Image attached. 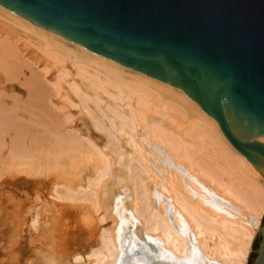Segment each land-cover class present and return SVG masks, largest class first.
Listing matches in <instances>:
<instances>
[{"label":"bare ground","instance_id":"6f19581e","mask_svg":"<svg viewBox=\"0 0 264 264\" xmlns=\"http://www.w3.org/2000/svg\"><path fill=\"white\" fill-rule=\"evenodd\" d=\"M14 26L21 31H24V33H32V36L34 35L36 37L35 40L39 41H37L38 46L42 47L45 51L44 53L47 54L45 56L52 57L54 62L57 61V64H59V62L61 61H64L65 59L68 62V59H70L72 65H75L77 67L82 76L90 81L86 82L87 80H84L86 83H91V86L96 89H102V93H105L104 91L109 90V88L106 90L107 86L113 87L116 90L115 92H118L115 98L111 96H115V94H112L110 92L106 93V97L109 96L110 98L112 97V99L116 100L117 97H121L122 92L125 89L129 91V99H131V96L135 94L136 106L135 108H133L132 104L129 103V118H126L124 117L125 115H122L125 114V112L123 113L122 110V114L118 112L119 109L118 111L117 109L114 111L111 110L116 120H118L117 117L122 120V126H124L127 119L131 123H135L134 126L135 131H137V139H135L134 141V149H136L137 154L133 153L135 155L134 160H136L133 161V164L135 162V170L132 169V171H135V187H133L132 185L134 184H131V181L128 179V176L130 174L127 176L125 171L126 169L124 170V168L121 166L122 161L120 164L118 160H116V157L114 160L110 159L109 156L107 157V154L109 152L105 154L104 147L102 151L100 149L101 147L99 148L92 142L93 139L91 141L88 137L81 136V134H79L80 132L66 130L67 128H65L64 124L57 125V122L60 121L58 117L57 119L59 121L57 120L54 125L56 127L52 128L51 126V128L48 127L49 129L43 125V121L41 119H36L35 115H37V113L40 114V110L39 107L37 109L38 104L33 102L35 98L31 101L32 95L38 94L39 92L43 93L46 91V89L47 91H49V89L53 88L54 90H51L52 92L50 91V93H48H52V96H54L53 94H57V96H59L58 94L60 92L57 93L59 87L58 82H54L49 88H47V86L45 87L44 84L50 86V82L45 81V78L43 79L45 82L41 80V75L44 76L49 71H45L46 74L43 72V75V73H41L43 68L39 69L41 74L37 73V76L32 77L31 75H35V70L37 69L34 68V73L32 72L33 74H30L31 72H28L29 70L31 71L30 65V67H26L29 63V59L27 60L23 58L24 60L28 61V63L26 62L27 65L25 63V68H29V70L27 69V73L29 74L31 79H28L29 77L27 76L25 77L24 72L21 73L18 68L15 69L16 71H18H15L16 73H14V70L11 68L12 65L7 64L11 59V56L13 57L14 55H10L11 51L8 50L12 47L14 41L6 39L5 37L7 36L0 37L4 41L6 40L5 42L8 41L7 44H10L11 46L7 49L9 51L8 53L6 50V47L8 46H4L0 40V43H2V47L0 46V50L3 52L2 49L5 48L4 51L6 52H4L3 54H5L4 56L6 57V59L7 55H10V57L8 56L10 59L7 62L5 59L0 58V65L1 62L3 63V61L5 60L3 67L0 68L1 72H3L6 76L4 70H6V73L8 72L9 74L12 71L11 74L13 73L14 75H8L11 78L8 79V76H4L6 79L11 80L9 81L10 83L15 80L16 75L19 76L20 73L23 74L25 80L23 79L20 81L18 77L16 78L17 80H19L20 86H25L30 82L29 84H27V88L28 90L31 88V90H29L28 92L26 91L28 93L25 96L27 99L24 98L26 102L27 100L29 102V104L28 102L26 103V106L28 105L27 107L29 108V105H32L30 104L32 102L34 105H36V110H34H39L38 112H36V114H34L32 113L34 111L31 110V108L29 109L32 111V114H29L30 116L32 115L31 119L35 118V120H37H32L33 122H31V120L27 118V120L30 121L29 123V121H26V119L23 118L24 115L22 117L21 115L15 116L13 114L14 111L5 109L4 115H6V113L9 114L10 112H12L10 113V115L13 114L16 119H13L11 115V117L9 116L11 120L9 119V117L7 118V120H5L4 118H6L8 116L7 115L6 117H3L4 121H6L4 122L2 120V117H0V120H2L0 122V127H2L0 129V132L3 131L4 126L6 128V125L2 126L3 122L5 124H9V121H11L10 123H12L13 125H17V121L19 123L20 121L23 122L24 120L25 123L28 122L26 123L27 126L28 124L31 125L32 123L33 125L38 122L34 126L39 125L41 128L40 130H42L44 133L46 132L47 134L46 136L44 134H41V139L43 140L42 144L39 140H35L34 136H32L35 131L33 130L34 128L32 129L33 126H30V130L33 131H30L29 135L32 136V138H28V140L32 139L30 141L35 144L30 145V143L28 142L30 145V149L32 148L30 150L29 146L26 147V144L18 147V145H20L21 143L16 144L19 143V141H13L14 138H16L17 136L19 137L21 131H27V133L29 132V130H27L26 128V124L23 123L26 129L22 128V123H19L20 127L18 124V128L10 125L8 126L7 124V130L10 127L14 128V130L12 129V133L22 128L21 131L19 130L20 132L18 131L19 135L17 134L18 132H15L13 134L16 135V137L11 136L13 137L11 138L9 136V139H11L10 141L15 142L11 145V147L15 146L13 147V149L9 147V144L11 143H8V148L11 149L10 153L8 150L6 151V153H9L6 154L9 155L10 158L9 164H12L13 167H16L18 164H25L28 166V168L34 169L40 174H53L56 180L60 177H62L61 179H63V177H65L66 179L69 176L78 177V174L81 173V171H84V169L89 164L93 165L96 169L95 171H97L96 175L93 178L89 176L91 179L88 178L89 180H87V184L84 182L87 186L84 189L83 187H81L82 190L80 189V187H78V191H72L71 189L76 186V182L73 183L74 186L73 184L71 185L73 186V188L70 187V189L67 185H63L65 182L62 181L61 182L63 184H60L64 187H60H63L64 190H59L60 187L58 185L55 186L54 191L51 189L54 192L53 198H55V200L60 199V201L62 200V202L66 203H64L63 206L75 207L74 209L77 210H75V212L78 213V218L74 217L77 220H75L73 228L80 230V233L85 235L84 238L86 239L85 244H87V249L85 251L86 254L81 255L72 251L70 253L68 252L67 248H65L64 252L62 250V253L66 257V260H62V262H58L56 260L55 262L54 259H51L50 264H243L250 241L259 223L264 208V177L261 174L252 173L250 171V164L248 163V161L245 158L241 157L235 151L233 146L223 135L222 131L216 126L214 119L206 115L200 108H198L194 104L192 99H190L185 93H183L177 86L162 83L156 79L146 77L140 71L132 67H122L116 65L110 59L88 48L82 47L60 35H57L0 4V30L5 31L6 33L9 30H12L14 32H21L20 30L15 29ZM14 32L11 33L15 37L17 35ZM12 35L10 34L9 36L11 37ZM27 39V41L29 42V38ZM21 40L22 39H20V41ZM15 44L17 43L15 42ZM15 44H13L14 47L12 48H15V50H17ZM18 46L21 47V45ZM15 55L12 59L17 58V55ZM1 59L3 61H1ZM19 59L21 58L19 57ZM36 59L39 58L37 57ZM17 61L20 62V60ZM18 62H16L15 64L21 63ZM21 64L24 65L23 62ZM6 66H8V68H6ZM67 67L68 66L66 65V69H64V71H68ZM60 68L61 70L63 69V67ZM9 69L10 71H8ZM89 69H93V72L91 73ZM20 70H22V68ZM101 71L103 72V77L100 76ZM18 72H20L19 75L17 74ZM74 72L75 71L71 72V74ZM39 75L41 78L39 77ZM77 75L79 76L78 72ZM69 87L70 86L68 85V89H73V87ZM111 87L110 90L113 89H111ZM55 90L56 93L53 92ZM76 91L77 89L73 92H75L77 96V93L80 91ZM89 92L90 91H88L87 93ZM49 94L48 97L51 98V95ZM14 95L15 94L11 96ZM27 95L30 97V99ZM79 96L81 98L80 94ZM37 97L38 96L36 95V102L39 101V98ZM86 97L87 96H85V98ZM40 98V101L45 98V101L43 100L41 101V103L39 101V104H41V106H43L42 102L44 105L46 104L45 107L43 106V108L46 109L49 104L48 102H46L47 98H43L41 96ZM68 98L70 99V96H68ZM95 98L97 99V97ZM65 99L67 101L66 97ZM60 101L62 102V100ZM67 102L69 103V101ZM98 102L99 101H97V103ZM100 102L102 103L101 100ZM83 103L85 104V102ZM101 103L98 104L100 105ZM51 104L49 106L50 108L51 106L53 107V105H55L53 103ZM60 104L65 105L64 103ZM78 104L79 103H77V105ZM14 105L16 106L15 108L13 107V109H19L17 107V104ZM55 107L51 108V110L54 111ZM91 108L92 107H90V109ZM125 108L123 109L126 110ZM24 109H22L21 107V112L24 111ZM56 109H58V111L55 110L53 112L49 110L50 113L53 112L52 116H55L57 112H59L60 114V112H62L63 110H60L57 107ZM99 109L101 108L99 107ZM107 109L109 108L107 107ZM49 111L47 112V114L49 113ZM93 111L97 110L94 109ZM25 112H27V110L24 111V114ZM54 113L56 114L53 115ZM107 113L108 112L105 111V117L107 116ZM52 116L50 118H52ZM45 118L49 117L44 116L43 119L47 121ZM19 119L21 120L19 121ZM63 119L65 120V118ZM66 119L68 118L66 117ZM70 119L71 118L69 117L68 120ZM112 119L114 120V118ZM13 121L15 122V124ZM92 122L94 123V121ZM42 125L45 127V129L47 128L48 130L46 129L47 131H44V128L42 129ZM61 127H64L65 129L61 130ZM90 127L93 126L90 124ZM76 128H79V126ZM94 128L96 127L94 126ZM118 129L121 131V126L120 128L118 127L117 130ZM94 130L96 131V129H93L92 132H94ZM99 130L97 132H100ZM112 130L114 129L112 128ZM133 130L132 134L134 132ZM25 133L26 132H21L22 137L25 135L28 136L27 133ZM125 133L126 132H124L123 134ZM114 134H116L115 131ZM18 137L16 139H19L22 144H24L25 142L22 141L23 138L21 137V139ZM37 138L39 139V137ZM110 138L112 139L111 135ZM133 138L134 137H132L131 139L133 140ZM254 138L256 140L264 139V135L260 134L255 136ZM139 139L142 140V143ZM126 141L128 142V140ZM110 142H112L114 145V142L112 140ZM15 144L17 145V148ZM0 145H2L0 146L1 150L2 147L4 148L3 145H6L5 140L0 139ZM106 145H108L107 142ZM118 145L120 148H122V144L120 146L118 142ZM114 146H116V144ZM107 149L110 150L111 148L109 149L108 147L106 148V150ZM117 149L115 151H117ZM130 151L128 150L127 152ZM111 152H113L112 155H115L114 151ZM122 153L123 152H121L120 154L121 156L126 155L125 153ZM129 154L130 155L128 156L130 157L131 153ZM120 158L122 159V157ZM4 159L2 158V160ZM128 161L126 160V163ZM70 172H72V175L69 174ZM141 172H143V174L147 176V180L140 176ZM49 176H45V178ZM80 177H82V175ZM42 178L44 179V177ZM53 178L52 181H55V179ZM40 184L41 182L39 183V186ZM49 194L51 195V191ZM41 203L42 207L40 206L39 209L42 211L41 213L45 215V218L40 220L34 219L33 221H31L34 226H37L39 228V231L41 233H44L45 231V238H50V235L54 230V224L52 223L53 226L52 224L50 225V229L48 228V226L50 222L54 220L48 222L46 219L50 220V212H52L51 210H53L56 205L51 204L50 206H46L45 204H43L44 202L42 200ZM57 206H61V208L63 207L62 205ZM52 214L55 215V213L53 212ZM61 217V213H59L56 218L59 220L61 219ZM107 218L111 220L112 224L111 226L109 225V227H104L102 226V223L106 222ZM66 225L67 222L66 224H64V227H67ZM59 231L60 230H58V232ZM43 235L44 234H42V236ZM123 239L124 242L127 239V242L124 243ZM49 246L54 250L62 249L63 247H65L64 241H62L59 246L56 245V243L50 244Z\"/></svg>","mask_w":264,"mask_h":264},{"label":"water","instance_id":"95a60500","mask_svg":"<svg viewBox=\"0 0 264 264\" xmlns=\"http://www.w3.org/2000/svg\"><path fill=\"white\" fill-rule=\"evenodd\" d=\"M122 67L175 85L264 177V0H0ZM243 264H264V208Z\"/></svg>","mask_w":264,"mask_h":264},{"label":"rangeland","instance_id":"374dc122","mask_svg":"<svg viewBox=\"0 0 264 264\" xmlns=\"http://www.w3.org/2000/svg\"><path fill=\"white\" fill-rule=\"evenodd\" d=\"M14 28L15 29H18L17 27H15L14 26ZM18 30H20V29H18ZM21 31V30H20ZM14 32V31H12V30H9L7 33L10 35H12V33ZM5 31H1L0 30V37H3V36H7V37H5L6 39H8V40H10V41H14V43L13 44H15V42L17 43V44H15L16 45V49L17 50H15V48H12V47H14V45L12 44V47L10 46V44H7L8 43V41L7 42H5L3 39H1L0 38V40H1V42L3 43V45L4 46H8V47H6V50L8 49V48H10V49H8V50H10L11 52H10V55H15L16 57V59L17 60H20V62L22 63H24V65H22L20 62H18L16 59H12L13 57H14V55H13V57L11 56V59L9 58L10 57V55L8 54L7 55V59H6V57L4 56L5 54H3L4 52H6V51H4L5 50V48L4 49H2L3 50V52L0 50V58H2V59H5L6 60V62L9 60V62L7 63L8 65H12V69L14 70V73H16L18 70L19 71H21V73H23L24 72V75H25V77L27 76V77H29L28 79H31L30 78V76H29V74L27 73V71L29 70V68H25V66L27 65V63H28V59H29V63H28V65L26 66V67H30L31 66V71L29 70L28 72L30 73V74H33L34 72V68L35 69H37V70H35L36 72H35V75L33 74V75H31L32 77L34 76H37V73H39V74H41V73H45L46 74V72L47 71H49V72H47V74L46 75H44V73H43V75L44 76H42L41 75V77H40V75H39V77L41 78V80H43L44 78V80L45 81H47V82H50V86H48V85H46V84H44L45 85V87L47 86V88H49V87H51V85L54 83V82H58V85H59V87H58V91H57V93H59L58 95L59 96H57V94H53L54 96H52L51 94H49L50 93V91L51 90H54L53 88L52 89H49V91H47V89H46V93H48L49 95H51V98L50 97H48V94H46L45 92H43V93H38V94H33L32 95V99H31V101L35 98V100L33 101L34 103H37L38 105H37V109H38V107H39V113L41 114H38L37 113V115H35V117H36V119H41L42 121H43V125L45 126V127H49V128H51V126H52V128L53 127H56V126H54L55 125V123L57 122V120L59 121V122H57V125H60V124H64V126H65V128H67L66 130H69V131H77V132H80L79 134H81V136H83V137H88L91 141H92V139H93V143L96 145V146H98L101 150L103 149V147H104V153L105 154H107V152H109L108 154H107V157L109 156V158L110 159H112V160H114L115 159V157H116V160H118V162L121 164V161H122V164H121V166L124 168V170L126 171V174H127V176L129 175L130 176V178H129V176H128V179L131 181V184H134V185H132L133 187H135V162H134V164H133V161H136V160H134L135 158V155L134 154H137L136 153V149H134L135 148V139H137L136 138V132L137 131H135V123L133 122V123H131L128 119L126 120V123L124 124V126H126V127H124V126H122L123 125V122H122V120L121 119H119L118 117H117V119L118 120H116V118H115V116H114V114L111 112V110H116L117 109V111H118V109H119V113L120 114H122L121 112L123 111V113L125 112V114H122V115H125L124 117H126V118H129V116H130V106H129V103H131L132 104V106H133V108H135V94L133 95V96H131V99H129V96L130 95H128L129 93V91H127V89H125L123 92H122V95H121V97L119 96V97H117L116 98V100L115 99H112V97L113 98H115L116 97V95L118 94V92H115L116 90L113 88V87H111V89L112 90H110V87L109 86H105L106 87V90L109 88V90L108 91H104L105 93H102V89L100 90V89H96V88H94L93 86H91V83H86V82H90L88 79H86V78H84L83 76H82V74L79 72V70L77 69V67L75 66V65H72V62H71V60L70 59H68V62L66 61V59L64 60V61H61V62H59V64H57L56 62H54V60H53V58L52 57H50L51 58V60H50V58L49 57H47V56H45V55H47V54H45L44 52V49L42 48V47H39L38 46V43H37V41L38 40H35L36 39V37L33 35L32 36V33H24V31H21V32H14L17 36H9L8 34H7ZM28 34H31V35H28ZM18 36H20V37H18ZM33 38H32V37ZM17 37V38H16ZM27 38H29V42L27 41L28 39ZM19 41H18V40ZM20 39H22L21 41H20ZM26 39V40H25ZM4 42H3V41ZM9 41V42H10ZM23 41V42H22ZM36 41V42H35ZM31 42V43H30ZM34 42V43H33ZM39 42V41H38ZM2 43H0V46L2 45ZM30 43V44H29ZM26 44V45H25ZM35 44V45H34ZM18 45H21V47L20 46H18ZM31 45V46H30ZM33 46V47H32ZM37 46V47H36ZM2 47V46H1ZM0 47V48H1ZM28 47V48H27ZM20 48H22V49H20ZM20 49V50H19ZM7 50V52L9 53V51ZM24 50V51H23ZM14 51V52H13ZM2 52V53H1ZM30 52V53H29ZM33 52H34V54H33ZM18 53H19V55H18ZM20 53H21V56H20ZM7 54V53H6ZM42 54V55H41ZM9 56V57H8ZM28 58H27V57ZM39 58V59H36L37 57ZM19 57L21 58V59H19ZM27 59V60H24V59ZM1 59V61H3ZM23 59V60H22ZM41 59V60H40ZM4 60V61H5ZM16 61V62H18V63H20V64H15L16 62H14V61ZM22 60V61H21ZM53 60V61H52ZM3 61V63L1 62V67L0 68H2L3 67V65H4V62ZM27 62V63H26ZM37 62V63H36ZM44 62H46V63H44ZM49 64H48V63ZM54 62V63H53ZM65 62H66V64H65ZM25 63H26V65H25ZM32 63V64H31ZM62 63V64H61ZM68 63V64H67ZM45 64H46V66H45ZM56 66H54V65ZM65 64V65H64ZM19 67H18V66ZM20 65H22V66H20ZM30 65V66H29ZM66 65L68 66L67 67V70L68 71H64V69H66ZM16 66V67H15ZM33 66V67H32ZM35 66V67H34ZM42 66V67H41ZM44 66V67H43ZM37 67V68H36ZM60 67H63V69L61 70V68ZM6 68H8V66H6ZM10 68V69H11ZM18 68V70L16 71L15 69H17ZM22 68V70H20ZM43 68V69H42ZM69 68V69H68ZM72 68H74V69H72ZM10 69L8 70V71H10ZM23 69H24V71H23ZM28 69V70H27ZM39 69H42V71H41V73H40V70ZM3 70H4V68H3ZM2 70V71H3ZM44 70V71H43ZM78 70V71H77ZM5 71V74H6V76L4 75V73L3 72H1V69H0V89H1V91H0V106H1V109H2V106H3V109L1 110L0 109V117H2V120L4 121V119L5 120H7V118L10 116L11 117V115H12V118L14 119L15 117L13 116V114L15 115V116H20L21 115V117L23 116V118H25L26 119V121H29V120H31V122H33V121H37V120H35V118L34 119H31V116L29 115V114H32V113H34V114H36V112H38V111H35L36 110V105H34L32 102L30 103V104H32V105H29L30 107L28 108L27 106H26V103L28 102V100H27V102H26V100L25 99H27L25 96H26V94H28L27 92L29 91V90H31V88L28 90V88H27V84H29V83H23V84H26L25 86L24 85H22V86H24V87H22V86H20V82H19V80L21 81V80H23L24 79V77H23V74H21L20 72H18L17 74L19 75V73H20V75L19 76H17L16 75V77H18V79L19 80H17V78L15 77V80H13L11 83L9 82V81H11V80H8L9 78H11V77H9L8 75H10L11 74V72H10V74L8 73H6V70H4ZM16 71V72H15ZM37 71H39V72H37ZM46 71V72H45ZM73 71H75L74 73H72L71 74V72H73ZM89 71L92 73L93 72V69H89ZM33 72V73H32ZM60 74H59V73ZM70 72V73H69ZM77 72L79 73V76L77 75ZM65 73V74H64ZM13 74V73H12ZM12 74H11V76H12ZM55 74V75H54ZM62 74V75H61ZM64 74V75H63ZM70 74V75H69ZM102 74V75H101ZM14 75V74H13ZM71 75H73V76H71ZM80 75H81V77H80ZM7 77L8 79H6L5 77ZM76 76H78V77H76ZM100 76H102L103 77V72L101 71V73H100ZM2 77V78H1ZM13 78H14V76H13ZM57 78V79H56ZM61 78V79H60ZM75 78V79H74ZM82 78V79H81ZM27 79V80H28ZM54 79H56V80H54ZM17 80V81H16ZM25 80V79H24ZM43 80V81H44ZM84 80H87L86 82L84 81ZM29 81V80H28ZM44 81V82H45ZM80 81V82H79ZM19 82V83H18ZM23 82V81H22ZM21 82V83H22ZM26 82V81H25ZM46 82V83H47ZM13 84V85H12ZM19 84V85H18ZM49 84V83H48ZM75 85V87H74V85ZM68 85L70 86L69 88H72L73 87V89H68ZM73 85V86H72ZM28 86H30V85H28ZM13 87V88H12ZM77 89V91H80V92H78L77 93V96H76V93L75 92H73V91H75ZM79 89V90H78ZM83 89V90H82ZM73 90V91H72ZM92 90V91H91ZM3 91V92H2ZM27 91V92H26ZM72 91V92H71ZM76 91V92H77ZM88 91H90L89 93H87ZM127 91V92H126ZM5 92V93H4ZM52 92V91H51ZM53 92H55L56 93V90L55 91H53ZM107 92H110V93H112V94H115V96H113V95H111V94H109V95H111L112 97L110 98L109 96H108V94H107V96L108 97H106V93ZM15 94L14 96H11V95H13V94ZM73 93H75V94H73ZM87 93V94H86ZM17 94V95H16ZM61 94V95H60ZM63 94V95H62ZM73 96H72V95ZM79 94L81 95V98H80V96H79ZM84 94H86V95H84ZM98 94V95H97ZM19 95V96H18ZM36 95L38 96L37 98H39V101H40V96L41 97H46L47 99V101L46 102H48L49 104H48V106L46 107V109L45 108H43V106L45 107L46 106V104L44 105L43 104V102H42V105L43 106H41V104H39V101H37L36 102ZM70 96V99L68 98V96ZM75 95V96H74ZM89 95V96H88ZM91 95V96H90ZM15 96H17V97H15ZM28 96V95H27ZM35 96V97H34ZM83 96V97H82ZM85 96H87L86 98H85ZM101 96V97H100ZM105 96V97H104ZM29 97V96H28ZM58 97V98H57ZM65 97L67 98V101H69V103L66 101V99H65ZM76 97V98H75ZM80 99H79V98ZM95 97H97V99L95 98ZM25 98V99H24ZM50 100H49V99ZM56 98V99H55ZM74 98V99H73ZM104 98H106V99H104ZM107 98H108V100H107ZM123 98H125V99H123ZM29 99H30V97H29ZM45 99V98H44ZM44 99H42L41 101H43ZM57 99H59V100H57ZM112 99V100H111ZM60 100H62V102L60 101ZM82 100H84V101H82ZM90 100H92V101H90ZM94 100V101H93ZM95 100H96V102H95ZM100 100L102 101V103L100 102ZM14 101V102H13ZM30 101V100H29ZM41 101H40V103H41ZM45 101V100H44ZM50 101H51V103H53V104H55V105H53V107H57V108H59L60 110H62V112H60V114H59V112H57V114L56 113H54L53 115H55V116H52V113L55 111V110H57L58 111V109H56V107L54 108V111L53 110H51V108H53L52 106H51V108L49 107L50 106ZM71 101V102H70ZM77 102V103H79L78 105H77V103H75V102ZM81 101V102H80ZM87 101V102H86ZM97 101H99L98 103H101L102 104V106H101V104L99 105L98 103H97ZM116 101H117V103H116ZM121 101V102H120ZM23 102H24V104H23ZM83 102H85V104L83 103ZM90 102V103H89ZM112 104H111V103ZM57 103H58V105H57ZM60 103H64L65 105H63V104H60ZM88 105H87V104ZM118 103H119V105H118ZM121 103V104H120ZM14 104H17V107L19 108V109H16V110H19V111H16L15 109H13V107L15 108V106L16 105H14ZM28 104H29V102H28ZM66 104H68V105H66ZM93 104H94V106H93ZM99 106H98V105ZM107 104V105H106ZM52 105V104H51ZM84 105V106H83ZM116 105V106H115ZM121 105V106H120ZM128 105V106H127ZM10 106V107H9ZM12 106V107H11ZM64 106V107H63ZM68 106V107H67ZM79 106V107H78ZM92 107L91 109H90V107ZM96 106V107H95ZM98 106V107H97ZM21 107H22V109H24V111H26L27 110V112H25V114H24V111H22L21 112ZM34 107V108H33ZM81 107V108H80ZM87 109H86V108ZM89 107V108H88ZM99 107L101 108V109H99ZM106 107V108H105ZM107 107L109 108V109H107ZM116 107V108H115ZM119 107H121V108H119ZM126 107V108H125ZM31 108V110H33L34 112H32L31 110H29ZM72 108V109H71ZM123 108H125L126 110H124ZM142 108V107H141ZM8 110V109H10L11 111H14L13 112V114H11L10 115V113H12V112H10V110H9V114H7L6 113V115H4L5 114V111L4 110ZM35 109V110H34ZM46 111H45V110ZM82 109V110H81ZM89 109V110H88ZM97 110V111H93V110ZM28 110H29V112H28ZM49 110H51V111H53L52 113H50V111ZM81 110V111H80ZM101 110V111H100ZM122 110V111H121ZM49 111V113L51 114V116H52V118H50L51 116H50V114L48 113L47 114V112ZM80 111V112H79ZM84 111V112H83ZM89 111V112H88ZM100 111V112H99ZM105 111L106 112H108L107 113V116L105 117ZM18 112V113H17ZM32 112V113H31ZM88 112V113H87ZM23 113V114H22ZM98 113V114H97ZM28 114V115H27ZM33 114V115H34ZM44 114V115H43ZM65 116H63V115ZM81 114V115H80ZM103 114V115H102ZM105 114V115H104ZM113 114V115H112ZM8 115V116H7ZM27 115V116H26ZM48 115V116H47ZM67 115V116H66ZM94 115H95V117H94ZM99 115V116H98ZM102 117H101V116ZM112 115V116H111ZM7 116V117H6ZM26 116V117H25ZM30 116V117H29ZM40 116H41V118H40ZM44 116L45 117H49V118H45L47 121H45L43 118H44ZM72 116V117H71ZM103 116H104V119H103ZM3 117H6V118H4L3 119ZM9 117V119L11 120V118ZM57 117H58V119H57ZM66 117L69 119V117L71 118L70 120H68V119H66ZM81 117V118H80ZM87 117V118H86ZM90 117H91V119H90ZM114 118V120L112 119V118ZM18 118V117H17ZM22 118V119H23ZM27 118H29V120H27ZM63 118H65V120L63 119ZM75 118V119H74ZM98 120H97V119ZM101 118V119H100ZM1 119V118H0ZM12 119V120H13ZM16 119V118H15ZM51 119V120H50ZM95 119V120H94ZM103 119V120H102ZM108 119H109V121H108ZM2 120H0V122L2 121ZM21 119H19V121H20ZM33 120V121H32ZM40 120V121H41ZM81 120H82V122H81ZM9 121V120H8ZM17 121V120H16ZM39 121V122H40ZM48 121H50V122H48ZM66 123V125H65V123ZM86 121H87V123H86ZM92 121H94V123L96 124H94ZM103 121V122H102ZM4 122H6V121H4ZM3 122V124H2V126H4V125H6V128H5V126L3 127L4 129H3V131H1L0 132V134L2 135V137H3V139H2V137H1V135H0V139L1 140H5V142H6V145H3L4 146V148L2 147L1 148V150H0V264H50V260L51 259H54V261L56 262V260L58 261V262H62V260H66V257L63 255V253H62V250H63V252H64V250H65V248H67V250H68V252H70L71 253V251L72 252H74V253H79V254H81V255H84V254H86L85 253V251H86V249H87V244H85L86 243V239L84 238L85 237V235H83V234H81L80 233V230H78V229H75V228H73V225L75 224V220H77V219H75V218H78L77 216H78V213L77 212H75V210L76 209H74L75 207H71V206H63L64 205V203L65 202H62V200L60 201V199H57V200H55V198H53V195H54V188H55V186L56 185H58L59 187L60 186H63V185H67L69 188L71 187V188H73V186H74V184L73 183H75L76 182V186H74V190L73 189H71L72 191H78L79 189H78V187H80V189L82 190V188L81 187H83V189L84 188H86V184H87V180H89V179H91V178H93L95 175H96V172L97 171H95L96 169H95V167L93 166V165H91V164H89L85 169H84V171H81V173H79L78 174V177L77 176H69L68 178H66L65 179V177H63V179H61L62 177H60L59 179H57L56 180V178H55V176L53 175V174H45L44 175V173H42V174H40V173H38L36 170H34V169H30V168H28V166L27 165H25V164H18L16 167H13V165L12 164H9L10 163V161H9V155H6L7 153H6V151L8 150L9 151V153L11 152V149H13V147H15V146H13V147H11V145L12 144H14L15 142H13V141H16V142H18L19 141V143H16V144H20V145H18V147H21V146H23V145H25L26 144V147H28L29 146V149H30V145H33L34 143H32V141H30V140H32V139H29L28 140V138H32V136H34V138H35V140H39L40 141V143H42L43 144V140L41 139V134H44L45 136L47 135L46 134V132L44 133L42 130H40L41 128H40V126L39 125H37V126H34V125H36V124H33L32 125V123H31V125L30 124H28V126H27V124L26 123H28V122H26L25 123V121L23 120V122L22 121H20L19 123L21 124L22 123V128H24V129H26L27 128V130H29V132L27 133V131H21V129H19L21 132H26L27 133V135L29 136H23L22 137V134H21V132H20V135H19V132L18 131H14V133L16 132H18L17 134L19 135V137L18 138H21L22 139V141H24L23 143L24 144H22V142L19 140V139H16L17 137H16V135H13L14 133H12L13 131H12V129L14 130V128L12 127H10L8 130H7V128H8V126L10 125V126H14L15 128H18L17 126H18V121H17V125L15 124V122H14V124L15 125H13L12 123H10L11 121H9V124H8V126H7V124H5ZM48 122V123H47ZM68 122H70V123H68ZM98 122H100V123H98ZM108 122V123H107ZM114 122V123H113ZM26 124V128L24 127L25 125L24 124ZM29 123H30V121H29ZM35 123V122H34ZM84 125H83V124ZM1 124V123H0ZM20 124H19V127H20ZM42 124V123H41ZM51 124V125H50ZM70 124V125H69ZM73 124V125H72ZM90 124L93 126V127H90ZM100 124V125H99ZM131 124V125H130ZM42 125V126H43ZM113 125V126H112ZM32 127V129L35 131L33 134H32V132H31V134H32V136H30L29 134H30V131H33V130H30V128ZM39 126V127H38ZM42 127V129L44 128V131H47L46 129H45V127ZM67 126V127H66ZM79 126V128H76V127H78ZM94 126L96 127V128H94ZM109 126V127H108ZM120 128V126H121V131L118 129L117 130V128L118 127ZM36 127H38V128H36ZM98 127H100V128H98ZM101 127H102V129H101ZM117 127V128H116ZM131 127H133V128H131ZM2 127H0V129H1ZM64 127H61V130H64L65 129ZM69 128V129H68ZM96 129V131L94 130V132H92V130L93 129ZM105 128V129H104ZM112 128L114 129V130H112ZM129 128V129H128ZM131 128V129H130ZM6 129V130H5ZM23 129V130H24ZM102 133H100V132H97L98 130ZM122 129H124V130H122ZM134 129V130H133ZM16 130V129H15ZM79 130V131H78ZM88 130V131H87ZM102 130V131H101ZM106 130V131H105ZM132 130L134 131L133 132V134H132ZM7 131H8V133H7ZM114 131H115V133L117 134H114ZM123 131V132H122ZM129 131V132H128ZM131 131V132H130ZM4 132H6V133H4ZM43 132V133H42ZM50 132V131H49ZM87 132H88V134H87ZM124 132H126L125 134H123ZM25 133V134H26ZM98 133V134H97ZM104 133H108L109 134V136H108V134L106 135V134H104ZM12 134V135H11ZM36 134V135H35ZM49 134V133H48ZM130 134V135H129ZM4 135V136H3ZM24 135V134H23ZM43 135V136H44ZM88 135V136H87ZM93 137H91V136ZM95 135V136H94ZM110 135H111V137H112V139L110 138ZM120 136V138H119V136ZM9 136L11 137V136H15L16 138H14V140L13 141H10L11 139H9ZM90 136V137H89ZM123 136V137H122ZM128 136H130V137H128ZM26 137V138H25ZM37 137H39V139L37 138ZM96 137V138H95ZM101 137V138H100ZM127 137H128V139H127ZM132 137H134L133 138V140L131 139ZM11 138H13V137H11ZM115 140H114V139ZM125 138V139H124ZM25 139V140H24ZM97 139V140H96ZM106 139V140H105ZM121 139V140H120ZM95 140V141H94ZM112 140L113 142H114V145L116 144V146H114L113 145V143L112 142H110V141ZM117 140V141H116ZM118 140H120V141H118ZM124 140H125V142H124ZM126 140H128V142L126 141ZM139 140H141V139H139ZM115 141H116V143H115ZM30 143V145H29V143ZM106 142L108 143V145H106ZM118 142H119V144H120V146H121V144H122V148H120L119 147V145H118ZM120 142H122V143H120ZM4 143V142H3ZM3 143H1V144H3ZM8 143H11V144H9L8 145ZM104 143V144H103ZM112 143V144H111ZM141 143H142V140H141ZM15 144V145H16ZM28 144V145H27ZM128 144V145H127ZM35 145V144H34ZM105 145V146H104ZM131 145V146H130ZM0 146H2V145H0ZM8 146L11 148H8ZM115 147V149H114V147ZM117 146H118V149H117ZM124 146V147H123ZM133 146V147H132ZM32 147V146H31ZM108 148L109 147V149L110 150H106V148ZM7 148V149H6ZM16 148H17V145H16ZM125 148V149H124ZM32 149V148H31ZM30 149V150H31ZM117 149V151H115ZM119 149H120V151L121 152H123V153H125L126 155L125 156H121L120 154H121V152L119 151ZM130 151V152H127V151ZM132 150H133V152H132ZM2 151V152H1ZM103 151V150H102ZM111 151H114V153H115V155L116 154H118V155H112V153L113 152H111ZM117 152V153H116ZM2 153V154H1ZM8 153V154H9ZM122 153V154H123ZM129 153H131V156L130 157H132L133 158V160H132V158H130L128 155H130ZM134 153V154H133ZM5 154V155H4ZM4 156H6V157H4ZM112 158H111V157ZM114 157V158H113ZM120 157H122V159L120 158ZM137 157V156H136ZM2 158L4 159V158H6V159H4V160H2ZM124 158H125V160H124ZM130 159V160H129ZM126 160L128 161H131V162H127L126 163ZM4 161H5V163H4ZM125 161V162H124ZM125 163V164H124ZM7 164V165H6ZM127 164V165H126ZM8 165H10V166H8ZM124 165V166H123ZM128 165H130V166H128ZM133 165V166H132ZM134 167V168H133ZM92 168V169H91ZM3 169V170H2ZM89 169V170H88ZM132 169H134L133 171H132ZM10 171V172H9ZM132 171V172H131ZM72 172H70L69 174L70 175H72L71 174ZM94 173V174H93ZM132 173H133V175H132ZM85 174H86V176H85ZM88 174V175H87ZM92 174H93V176H92ZM44 175V176H43ZM50 175V176H49ZM82 175V177H80V176ZM41 178H40V177ZM45 176H49V177H47V178H45ZM52 176V177H51ZM88 176V177H87ZM91 178H90V177ZM134 176V177H133ZM140 176L141 177H143L144 179H146L147 180V176L145 175V174H143V172H141L140 173ZM42 177H44V179L42 178ZM54 177V178H53ZM76 177V178H75ZM80 177V178H79ZM52 178L53 179H55V181L53 180L52 181ZM74 178V179H73ZM79 178V179H78ZM82 178V179H81ZM89 178V179H88ZM132 178V179H131ZM67 181H65V180ZM69 179V180H68ZM75 180H77L78 182H80L81 180V184L80 183H78L77 181H75ZM52 181V182H51ZM65 182L64 184L62 183V182ZM68 181H69V183H68ZM73 181V182H72ZM41 182V184H40V186H39V183ZM44 182V183H43ZM53 182H55V183H53ZM86 184H85V183ZM63 184V185H61V184ZM68 183V184H67ZM78 183V184H77ZM73 184V186H71ZM78 185V186H77ZM82 185H85V186H82ZM54 186V187H53ZM53 187V188H52ZM64 187V186H63ZM63 187H60L59 188V190H64L63 189ZM44 189V190H43ZM53 191H52V190ZM77 189V190H76ZM48 190V191H47ZM39 191V192H38ZM50 191H51V195L49 194L50 193ZM49 192V193H48ZM35 193V194H34ZM52 197V198H51ZM34 198V199H33ZM55 200V201H53V200ZM39 200V201H38ZM41 200L44 202L43 204H45L46 206L47 205H51V204H54V205H56V207H54L55 208V210H54V208H53V210H51L53 213H55V215H53L52 214V212H50V220L49 219H46L48 222H50L51 220H54V221H51L50 222V224H49V226H48V228L50 227V225L53 223L54 224V226H53V224H52V226H53V228H54V230H53V233H51V237L50 238H45L44 236H45V231H44V233L42 232H40L39 231V228L37 227V226H34L33 225V223H32V221L35 219V220H40V219H44L45 218V215L43 214V213H41L42 211L39 209L40 208V206H41ZM52 200V201H51ZM50 201V202H49ZM50 203V204H49ZM66 204V203H65ZM57 205H62L63 207L61 208V206L59 207V206H57ZM42 207V206H41ZM65 207V208H64ZM32 209V210H31ZM38 209V210H37ZM57 209H60V210H57ZM74 209V210H73ZM37 211H38V213H37ZM63 211V212H62ZM77 211V210H76ZM31 215H30V214ZM37 213V214H36ZM40 213V214H39ZM59 213H61V219H57L56 217H57V215L59 214ZM26 214V215H25ZM33 214H35V215H33ZM53 215V216H52ZM73 215V216H72ZM31 216H32V219H31ZM55 216V217H54ZM66 216V217H65ZM25 217V218H24ZM64 217V218H63ZM75 217V218H74ZM65 218H67V219H65ZM32 220V221H31ZM64 221V222H63ZM58 222V223H57ZM66 222H67V227H64V224H66ZM62 224V225H61ZM111 224H112V222H111V220L110 219H108L107 218V220H106V222H103L102 223V226H106V227H109V225L111 226ZM59 227V229H58V227ZM64 229H62V228ZM41 228V227H40ZM45 229V228H44ZM50 229V228H49ZM57 229V230H56ZM46 230V229H45ZM56 230V231H55ZM58 230H62L61 232L59 231L58 232ZM59 233V234H58ZM42 234H44L43 236H42ZM56 234H57V236H56ZM66 235V236H65ZM62 236V237H61ZM53 238V239H52ZM58 238V239H57ZM62 241H64V245H65V247H63L62 249H58V250H54V249H52V248H50V244H54V243H56V245H58L59 246V244H61V242ZM123 242H124V239H123ZM127 242V239L125 240V242L124 243H126ZM61 251V252H60ZM73 261V260H72Z\"/></svg>","mask_w":264,"mask_h":264}]
</instances>
